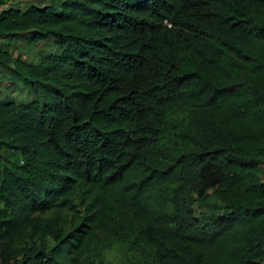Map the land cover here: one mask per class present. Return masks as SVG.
<instances>
[{"label":"trees","instance_id":"16d2710c","mask_svg":"<svg viewBox=\"0 0 264 264\" xmlns=\"http://www.w3.org/2000/svg\"><path fill=\"white\" fill-rule=\"evenodd\" d=\"M7 4L0 38L53 51L0 50L33 94L0 100V264H264V0Z\"/></svg>","mask_w":264,"mask_h":264},{"label":"rangeland","instance_id":"374dc122","mask_svg":"<svg viewBox=\"0 0 264 264\" xmlns=\"http://www.w3.org/2000/svg\"><path fill=\"white\" fill-rule=\"evenodd\" d=\"M7 5L22 8L30 3H48L50 0H5ZM0 50L6 51L12 58L19 57L26 63H37L39 56L45 51H53L50 43H25L18 40V37L0 38ZM9 98L16 103L27 102L33 98L32 91L21 81L10 74V70L0 64V100ZM172 123L169 125L170 133L174 132L177 137L180 131L187 124L184 113H177L171 118ZM181 141L182 138H178ZM79 211V208H77ZM201 209L195 207V213ZM67 222L64 226L68 229ZM95 264H156L153 261L151 252L147 246L142 243L135 245L134 242H116L105 240L101 246L96 249L94 255Z\"/></svg>","mask_w":264,"mask_h":264}]
</instances>
